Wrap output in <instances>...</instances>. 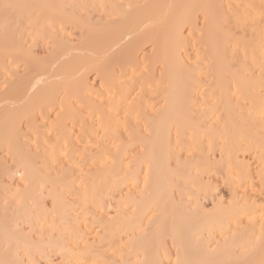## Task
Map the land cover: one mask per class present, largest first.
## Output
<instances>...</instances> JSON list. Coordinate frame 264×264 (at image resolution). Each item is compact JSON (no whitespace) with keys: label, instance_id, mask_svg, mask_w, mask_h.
Here are the masks:
<instances>
[{"label":"bare ground","instance_id":"6f19581e","mask_svg":"<svg viewBox=\"0 0 264 264\" xmlns=\"http://www.w3.org/2000/svg\"><path fill=\"white\" fill-rule=\"evenodd\" d=\"M243 10L249 15L239 18ZM100 12L102 17L93 15ZM199 17L201 23L197 22ZM245 21V26L257 36L255 49L248 54L251 59L249 65H257V77L251 76L253 70L250 68V72V66L246 63L243 67L247 75H239L225 45L232 38L226 26L236 22L243 25ZM66 26L79 30L78 45H71L65 40L64 35L69 29ZM184 29L196 37V46L190 48L195 47V51H200L193 53V59H199L201 65L207 63L206 71L210 73L207 78L215 80V86H212L214 92L212 89L208 92L210 87L203 90L206 78H203L204 81L201 79L203 67L194 60L196 65L192 66L190 58L187 61L192 39L185 36ZM56 30L63 35L57 36ZM30 35L35 37L30 38L33 40L31 43ZM41 36L52 42H46L48 47H52L47 51V58L43 59L33 52V42H40ZM146 44L152 46V50L149 54L147 52L148 55L139 56ZM17 64H23L26 73L19 75ZM91 72H96L100 79L101 95L105 89L106 93L103 94L106 95L102 98L105 97L106 102L102 104L94 101L98 100L93 99L96 98V91L88 85L87 74ZM139 72L142 75L139 74L137 80L133 81L132 77ZM4 74L9 76L4 79ZM0 77V80L4 79L5 86L0 93V264H38V257L39 260L49 258L45 254L49 250L61 254V264L85 261L93 264L98 257L103 259L101 264H120L115 259L117 256L114 257L115 253L113 257L109 255L116 248L120 249L119 252L117 249V254L124 251L125 258L120 257L124 259H121L122 264L127 258H130V262L126 263L127 260L125 264H164L163 257L168 253L164 252L167 249L165 245L169 239L177 248L175 258L165 257H169L171 264H264L263 233L260 235L259 230H254L259 225L256 213L263 208L256 205L257 196L248 197L243 192L240 195L243 198H234V202L238 200L234 205L232 202L230 207L225 208L218 201L209 211L198 203V197L205 196L203 193L207 196L209 191L208 184L199 177L198 171L213 168L216 171L222 166L225 168V164L229 169L231 166L228 164L232 161V167L238 166L234 160L236 163V153L241 143L246 145L244 150L241 149L242 154L246 149L253 151L260 167L259 177H264V137L260 138L259 134L254 133L258 127H242L237 122L247 118L245 115H248L246 112L250 108H246L248 111L244 113L239 112L250 104L264 127V98L256 92L264 91V0H0ZM230 84L235 87L231 88ZM3 85L0 83L1 88ZM152 94L158 97V102L157 97L151 99L157 103L155 108V102L152 105L149 101ZM216 95L220 96V103L215 106ZM235 95L240 97H235L238 98L240 110L235 109L236 101L232 97ZM97 98L102 99L100 96ZM80 105L86 107L84 113L88 111L90 114L83 116L81 111L84 108L79 113ZM119 109L124 110L119 115L122 116V124L126 121V125H123L127 127L128 134L124 129L126 134L121 131V123L116 124L119 123ZM219 112L222 115L217 117H222L224 124L221 128L216 120V123L210 122L214 116L216 119ZM50 113H55L52 121ZM125 114L134 116L131 117L134 120ZM87 115L94 123L96 121L103 133L106 130L107 134L109 130L117 131L114 137L116 142H110L107 147L102 145L101 156L91 155L97 157L98 161L89 158L90 164L92 161L94 166L97 164L91 170L96 172L88 173L90 179L78 162L82 156L79 154L86 155L87 147L80 152L76 148V142H80L84 135L82 133L86 129L88 131L86 126L91 123L88 119L90 123L84 121L89 118ZM124 116L126 119H123ZM136 117L140 118V121H136L143 123V126L136 127L137 122L135 126L132 124ZM76 118H81L79 121L83 119L80 126L84 128L77 141L67 129L68 123L76 124ZM42 120H47V125L50 122V129H45L48 128L46 125L45 128H38L40 121L44 123ZM85 122L87 125L84 126ZM116 126L121 129L118 130ZM120 131L126 137L130 136L128 142ZM90 133L83 137L87 139V144L81 140L83 145L95 139L93 134L94 139L90 138ZM117 142L119 144L115 145ZM29 145L34 146V150ZM136 146L139 149L135 152ZM184 146L188 147L186 154H190L182 159L178 153ZM131 147H134V154H131ZM215 149L220 150L225 160L209 162L208 152ZM74 155L79 156L76 157L78 161ZM6 157L12 162L9 164L11 167L6 165ZM241 161L238 168L243 173L242 180L245 177L250 179L247 165ZM59 162L61 167L57 169L56 163ZM69 162L71 166L75 164L74 168L72 166L73 173V169H70L72 175L68 173L71 166L66 165ZM194 170L196 172L192 173ZM80 171H83L84 178ZM236 171L238 173V169ZM14 175L21 181L18 185L12 182ZM76 175L80 177L78 180ZM5 177L9 182L2 181ZM105 184L111 186L112 195L113 190L121 185L126 187L127 193L117 196V209L110 214L111 217L101 218L96 208L105 206L103 199L108 197L103 192ZM133 184L135 187L138 184L136 194L134 191L128 192ZM110 186H107L108 190ZM44 189L51 198L53 212L58 215L56 223L52 219L53 212L48 213L49 209H44L45 193L38 195ZM115 197L113 195L114 200ZM110 198L112 196H109L111 206ZM46 216L52 221L47 223ZM87 217H92L95 224L97 221L98 227V223H101L100 229L106 222L102 236L110 241L107 246L102 236L98 242L96 237L95 243L98 245L87 241L88 231H85V227L88 225L90 228L88 223L85 225L90 220ZM243 218L247 223L245 228H236ZM232 223H236L233 230ZM215 234L222 238L215 239ZM122 235L127 238L120 237ZM124 238L127 240H122L123 244H117ZM258 238L261 241L256 243ZM101 239L105 245L99 246ZM214 239L217 242L212 246ZM103 246L107 250H97ZM108 248L110 252L107 254ZM74 255L76 258L71 259ZM48 260L45 264L51 263ZM99 261L96 262L99 264Z\"/></svg>","mask_w":264,"mask_h":264},{"label":"rangeland","instance_id":"374dc122","mask_svg":"<svg viewBox=\"0 0 264 264\" xmlns=\"http://www.w3.org/2000/svg\"><path fill=\"white\" fill-rule=\"evenodd\" d=\"M101 13V12H100ZM98 14V13H96V14H93L94 16L95 15H100L101 17L103 16V14L101 15V14ZM92 15V16H93ZM249 15V13L248 12H246V11H244L243 10V14H241L240 16H239V18H246L247 16ZM198 23H201V17H199L198 18V21H197ZM246 22L247 21H245V23L242 25L241 23H238V22H236V23H232V24H228L227 26H226V30L230 33V36L232 37L231 39H228L227 41H226V43H225V45H226V49H227V52H228V54H229V56L232 58V65H233V67H234V69L235 70H237L238 71V73H239V75H241V76H246L247 74H246V71H245V69H244V67H243V65L246 63V64H248L249 65V62L251 61V59L250 58H248V54L250 53V52H252L254 49H255V46H256V42H257V36L255 35V33H253V31L252 30H250L248 27H246L245 26V24H246ZM259 25H261V24H259ZM263 25V24H262ZM69 28V29H67V28ZM66 27H64L65 28V30H66V35H64V36H66L67 37V39H66V37H65V40L66 41H68L71 45H78L79 44V42H80V37H79V30H75L74 28L72 29H70V27H68V26H66ZM62 30H64V29H62ZM58 31H59V29H58ZM60 31H61V29H60ZM184 31H185V36H187L188 38H189V40H191V42H189L190 43V45H189V48L191 47H193V46H196V44H197V40H196V37L195 36H193V34H190V33H188V31L186 30V29H184ZM52 32H54V31H52ZM64 32V31H63ZM56 35L58 36V35H61L62 33L60 32H57V30H56ZM58 33V34H57ZM30 34V33H29ZM29 34H28V36H29ZM33 34V33H32ZM31 34V35H32ZM30 35V36H31ZM63 35V34H62ZM27 36V37H28ZM80 36H81V34H80ZM192 36V37H191ZM197 36V35H196ZM42 37V36H41ZM40 37V38H41ZM191 37V38H190ZM35 39V37L33 36V38H32V36L31 37H29V39ZM39 38V37H38ZM46 38V37H45ZM43 39V37L41 38V41L40 42H38L37 40H36V42H38V43H36L35 42V40H34V42L37 44V46H36V44L33 42V45H34V49L33 48H30L31 50L33 49V52H35V55L36 56H39L40 58H45L46 57V55H49V51L48 50H50L49 49V47L51 46L52 47V45H50L49 47L47 46V44H46V42L49 44V43H52V42H49L48 41V39L49 38H47V39ZM57 38H59V37H57ZM60 38H62L61 36H60ZM64 38V37H63ZM31 39H30V43L33 41H31ZM44 40V41H43ZM43 41V42H42ZM45 42V43H44ZM67 42V43H68ZM32 45V46H33ZM31 47V46H30ZM46 47H48V49L46 48ZM50 47V48H51ZM151 47V48H150ZM236 47V48H235ZM144 48V49H143ZM142 49L143 50H141L140 52H139V56L141 55L142 56V54H147V52H148V54L150 53V50H152V46H150L149 44L147 45L146 44V46H144ZM190 48V53L188 54V56L190 55V57H188L187 56V61L189 62L190 60H191V62H189L192 66L194 65H196V64H198L199 63V65L201 66V68L203 67V71L205 72V73H203L202 72V70H201V73L203 74L202 76H201V79L203 80V78H205V76H206V78H205V84H207V85H205L204 84V87H203V90H208L209 88H207V87H210V89L208 90V92H211V89H212V91L214 92V86H215V80L214 79H212V78H207V76H209L210 75V73H207L208 71H206V64L207 63H202V65H201V61L199 60V59H193V53H195L196 54V52L198 53V51H200V50H197V51H195L196 49H191ZM234 50H236V51H234ZM48 51V52H47ZM195 51V52H194ZM230 52V53H229ZM48 53V54H47ZM192 53V54H191ZM147 54V55H148ZM34 55V54H33ZM38 57V58H39ZM39 58V59H40ZM47 58V57H46ZM189 58H190V60H189ZM199 58V57H198ZM193 60H194V62L196 63V64H194V62H193ZM196 60V61H195ZM200 62H199V61ZM193 63V64H192ZM253 63V62H252ZM189 64V65H190ZM203 64H205V66H203ZM144 65V64H143ZM142 65V66H143ZM22 66V67H21ZM145 66V65H144ZM198 66V65H197ZM250 67H249V70H250V68L253 70V72L250 70V72H252V73H250L251 74V76H255V77H257L258 76V74H259V71H258V69H257V65L255 66V65H252L251 66V64L249 65ZM17 67L18 68H16L18 71H17V73L19 74V75H22V74H24V73H26L23 69V64H17ZM205 67V68H204ZM11 69H14L13 67L11 68ZM115 69H116V67H115ZM117 70V69H116ZM142 70L143 69H141V71L140 70H138V71H140V72H142ZM15 71V70H14ZM92 71V70H91ZM118 71V70H117ZM138 71H136V72H138ZM140 72L137 74L136 73V75H135V77H132V76H134V75H132L131 77L133 78V81H135V80H137V78H138V75L140 74ZM143 72H144V70H143ZM142 72V73H143ZM1 73H3V72H1ZM95 73V74H94ZM118 75H120V73H117ZM135 74V73H134ZM209 74V75H208ZM249 74V75H250ZM5 75V74H4ZM7 75L9 76V74H6L5 76L6 77H4V79L5 78H7ZM97 74H96V72H91L90 74L88 73L87 74V81H88V83H90V84H88L89 86H91L92 88V90H94V91H96L95 92V94H96V96H95V94L93 93V91H92V93L94 94V96L96 97V98H93V99H98V100H94V101H96L98 104L100 103V104H102V103H104V102H106V100L104 101V99H105V97H103L102 98V96H105L104 94H103V92H105V89H103L101 92H102V95L100 94V90H101V87H100V85H102V84H100L101 82H100V79H99V77H97L96 76ZM140 75H142V74H140ZM2 78H3V76H1ZM0 77V79H2ZM131 77H129L130 79H131ZM137 77V78H136ZM134 78H136V79H134ZM3 79V80H4ZM209 79V80H208ZM3 80H0V83H1V86L3 85ZM132 80V79H131ZM133 81H132V83H133ZM204 81V80H203ZM213 86V87H212ZM4 85H3V87L1 88L0 87V93H2L3 91H4ZM230 87L232 88V87H235L234 85H231L230 84ZM205 88V89H204ZM3 90V91H2ZM2 91V92H1ZM99 91V92H98ZM257 93H258V95L260 96V97H262V98H264V91L263 90H260V91H256ZM106 93V92H105ZM93 96V97H94ZM101 97L102 99L100 100V98H97V97ZM153 96V97H152ZM152 96H150L149 97V101H150V104H152L153 105V103H154V107L153 106H150V108H155L156 106H155V104L157 105V103H156V101L158 100V97H157V95H154V94H152ZM236 96H238L239 97V95H235V96H232L233 97V99L236 101V103H235V101H234V103H235V105L234 106H237L238 105V98H235ZM155 97V99H156V97H157V99H156V101H155V99L152 101L151 99L152 98H154ZM215 98H217L216 100L217 101H215V102H213V103H215V106H216V103L218 104V103H220L219 102V99H220V96L218 95H216L215 96ZM240 98V97H239ZM237 99V100H236ZM102 102V103H101ZM158 102V101H157ZM233 103V104H234ZM78 104V103H77ZM77 104L75 105V108H76V106H77ZM82 104V103H81ZM79 105V104H78ZM81 106H83V105H80L79 107H80V110H79V108H78V111H79V113H80V111H81V109H85L86 107L84 106L83 108L81 107ZM246 106V105H245ZM122 107V106H121ZM120 107V108H121ZM246 108L247 109H249L250 108V110H251V112H249L248 110H246ZM83 109V110H84ZM124 110H125V108H123ZM215 109H217L216 107H215ZM235 109H237V110H240L239 109V107L237 106V107H235ZM82 110V111H83ZM120 110V109H119ZM124 110H120V112H118V115L117 116H119V117H117V119L119 118V120H118V122L119 123H117L116 122V124H122V122H121V118H122V116L120 117V115H122V114H120L122 111H124ZM245 110V111H244ZM242 112H239V111H237L236 113L238 114V112L239 113H244V112H246V111H248V113L246 112V114H248V115H245V116H247V118L245 117L244 119L243 118H241L240 120H237V122H238V124L240 125V126H242V127H246V126H251L252 128H256V127H258V129L256 130V132H254L255 134L257 133V134H259L260 136H258V137H264V127H262V124H263V122L261 121V120H259V119H257V117L255 116V114H254V112H253V110H252V107L250 106V104H248V106H246L245 107V109H244ZM77 111V112H78ZM81 111V114H83L85 111H86V109L82 112ZM218 111H220V110H218ZM217 110H216V112H218ZM221 112V111H220ZM213 113V114H215L216 115V119H215V116L214 115H212V116H210V118H212L213 116V118H212V121H210L211 123H216V121H217V124L218 123H220V124H218L217 126L218 127H223V120H222V117L221 118H219L222 114V112L221 113ZM87 113L88 114H90L88 111H87ZM87 113H84V115L83 116H85ZM117 113V112H116ZM124 113V112H123ZM51 114V119H50V121H52L53 120V114H55V113H50ZM120 114V115H119ZM76 115H77V113H76ZM124 115V114H123ZM80 116H82V115H79V117ZM125 116H128V115H126L125 114ZM125 116L123 117V119L125 118ZM217 116H219V117H217ZM87 117H89V118H86V119H84V121L86 120L87 121V124L88 123H90L88 126H90V127H88V126H86V128H88V131H87V129L85 130V132L87 133V135H88V132L90 131V132H92V133H90L89 135H91V134H93V135H91L92 137H90L92 140H93V142H91L92 143V145L94 146H92V145H90V144H88V145H83V143L85 142V140L87 141V139H83V137H84V135H86V133L84 132V128H82L81 126H80V122L81 121H83V119L81 120V121H79V119H81V118H76V124H74V125H71L70 123H68V126H67V129L69 130V132L71 131V133L69 134L72 138H74V136L76 137V141L77 140H79L78 139V137L77 136H79L80 134H81V132H84V133H82V135H83V137H82V139H83V141L84 142H82L81 140L82 139H80V142L79 141H77L76 143L78 144H76V148H77V151H82V149L86 146L87 147V153L86 152H84L83 151V153H86V155L85 154H79V156L80 155H82V156H78V155H74V158H76V157H79V158H81L79 161H78V158H76V161H78L79 162V165L81 166L82 165V168H81V170H83L84 172H86L85 173V175L87 176V174L90 172V173H94V172H96V171H91V170H94V167H96L97 166V164H96V166H94L93 164H92V162H91V164H90V159L92 158H96L97 159V157H91V155H96V156H101V154L102 153H99L100 152V149H102L103 148V146L104 145H106V147H107V145H110V142H112L113 143V141H115V139L116 138H114V137H116V135H117V131L115 132H111V130H109L110 131V133L109 134H107V132L106 131H104V133H106V134H104L103 132H102V128L100 129V126L99 125H96L97 123H96V121H95V123L92 121V120H90V115H87ZM129 117V116H128ZM132 117V116H131ZM131 117H129V118H131ZM134 117V116H133ZM132 117V118H133ZM131 118V119H132ZM135 118V117H134ZM137 118V117H136ZM41 118H39V120H40ZM47 119V118H46ZM90 121H88V120ZM91 119H93V118H91ZM122 119V120H123ZM126 119V118H125ZM128 119V118H127ZM130 119V120H131ZM140 118H137V119H135V122H133L132 124L135 126V123L137 122V121H140L139 120ZM219 119H221V120H219ZM237 119H239V117L237 118ZM132 120H134V119H132ZM132 120L130 121V122H132ZM137 120V121H136ZM214 120H216V121H214ZM43 122H44V120H42ZM218 121H222V122H218ZM37 122H39V121H37ZM46 123H48V121L46 120L45 121ZM41 123V121L37 124L38 125V128H40L41 126H42V128H45L44 126L46 125V126H48L49 124H50V122H49V124L47 125L46 123ZM84 123V122H83ZM126 123V121H124V123L123 124H125ZM137 123H139V122H137ZM86 124V122H85V124H84V126L85 125H87ZM122 124V125H123ZM142 124V126H143V123H141ZM140 123L139 124H136V127H137V125H141ZM210 124V123H209ZM24 125V124H23ZM40 125V126H39ZM81 125H82V123H81ZM121 125V126H122ZM126 125V124H125ZM125 125H123L122 126V129H121V127H120V129H121V131L124 129V130H126V133L128 134V131H127V127H125ZM132 125V126H133ZM244 125V126H243ZM99 126V127H98ZM142 126H141V128H142ZM261 126V127H260ZM72 127V128H71ZM115 127V126H114ZM118 127H119V125H118ZM118 127L116 126V128L118 129ZM124 127V128H123ZM260 127V128H259ZM91 128V129H90ZM126 128V129H125ZM133 128H135V127H133ZM144 128V127H143ZM23 129H24V127H23ZM45 129H50V127L48 126V128L46 127ZM44 129V130H45ZM115 129V128H114ZM113 129V130H114ZM120 129H118V130H120ZM145 129V128H144ZM92 130V131H91ZM124 130H123V133L124 134H126L125 132H124ZM24 131V130H23ZM50 131V130H49ZM79 131V132H78ZM121 131L119 132L121 135H123V136H121V137H123V139H125V138H127L126 139V142H128L127 140L129 139L130 140V136L128 135V137H126L123 133H121ZM143 131V130H142ZM144 132V131H143ZM115 133V134H114ZM49 135L51 134V132H49L48 133ZM112 134H114V135H112ZM144 134V133H143ZM52 135V134H51ZM82 135H80V137L82 136ZM86 135V136H87ZM97 136V137H96ZM104 136V137H103ZM94 137V138H93ZM119 137H120V135H119ZM120 137V138H121ZM51 138V137H50ZM85 138V137H84ZM88 138V137H87ZM90 138H89V141H92V140H90ZM52 139V138H51ZM112 139V140H111ZM52 140H54V139H52ZM109 140V141H108ZM118 140H119V138H118ZM117 140V141H118ZM101 141V142H100ZM109 142V143H108ZM116 142V141H115ZM124 142H125V140H124ZM189 142V141H188ZM86 143V142H85ZM98 144V145H96V144ZM111 143V144H112ZM31 144V143H30ZM80 144V145H79ZM81 144H82V146H81ZM87 144V143H86ZM115 145H118L119 143L117 142V144L116 143H114ZM113 144V145H114ZM190 144V143H189ZM32 145H34L33 143H32ZM32 145H29L30 147L32 146ZM90 145V146H89ZM103 145V146H102ZM188 145V144H187ZM93 148H92V147ZM102 146V147H101ZM244 146H246V145H244V143L242 144L241 143V146L240 147H238V150H240L239 152H238V150H237V159H236V163H235V160H234V164H238V166H236V165H234L233 167H232V163H233V161L231 162V164L229 165L228 164V166L230 167L231 166V168H229L228 169V167L226 166L227 164H225V162H222V164L224 165L225 164V168H217V170L218 169H221V172H220V170H219V172L217 171H215V168H213L214 170H212V169H210V170H203V171H201L200 169H198V170H200V171H198L199 172V177L205 182V184L207 183L208 185H207V190L209 189V191H208V194H209V196H208V194H207V196H206V193H203L205 196H203V195H200L199 197H198V199H199V202L198 203H200L204 208H205V210L206 211H209V210H212L215 206H216V203L218 202V201H220L219 202V204L221 203V206H223V207H225V208H227V207H230V205H232V202H234V198L236 197V199L237 198H243V196H240L241 194H244L243 192H245L246 193V195L249 197V196H257V198H256V205L258 206V208H260V207H263V208H260L259 209V213L257 214L256 213V219L258 220L257 222L259 223V227H260V229H259V227L257 226V228L255 227L254 228V230L256 231H258L259 230V234L261 233H263L262 235H261V237H264L263 235H264V177L263 178H260L259 177V164H257V161H256V157H255V155H253L252 154V150H248V149H246L245 151L246 152H244L243 154H242V152H243V150H244ZM101 147V148H100ZM105 147V148H106ZM114 146H112V148H113ZM184 147H186V146H184ZM182 148L181 150H180V152L178 153V156L179 157H181L182 159H184L185 157H186V155H189V154H186V152H187V150L186 149H188V147H186V148ZM32 148V147H31ZM30 148V149H31ZM33 148H34V146H33ZM32 148V149H33ZM89 148H90V150H89ZM109 148H110V146H109ZM108 148V149H109ZM133 148V149H132ZM136 149H135V152H136V150H137V146L135 147ZM246 148V147H245ZM104 149V148H103ZM103 149L101 150V152L103 151ZM111 149V148H110ZM139 149V148H138ZM241 149H243V150H241ZM34 150V149H33ZM88 150L89 151H91L90 153L88 152ZM131 150L133 151V153H131V154H134L135 152H134V147H131ZM76 151V152H77ZM95 151H96V153H95ZM131 151V152H132ZM139 152H140V150H138ZM137 151V152H138ZM220 150H218V149H215V150H212V151H209L208 153V159H209V162L210 163H216V162H220V161H223V159L225 160V158H223L222 156H224V155H222L221 154V152H219ZM33 152V151H32ZM93 152V153H92ZM97 152L99 153V154H97ZM36 153V152H35ZM82 153V152H81ZM193 153V152H192ZM2 155V154H1ZM91 157V158H90ZM222 157V158H221ZM90 158V159H89ZM99 158V157H98ZM6 159V160H5ZM4 160L6 161L5 163H6V165H8V167L10 166L11 167V165H9V164H11L12 162H10L9 160H10V158H8L7 159V157L5 158ZM94 160V162L95 161H98V159L97 160ZM219 159H221V160H219ZM62 160V159H61ZM88 160H90V161H88ZM237 160L239 161V163L237 162ZM241 160H243V162L241 161ZM65 161V160H64ZM67 161V160H66ZM75 161V160H74ZM214 161V162H213ZM240 161L242 162V163H246V165H247V170L249 171L248 173H249V175L250 176H248V177H250V179H246V177L242 180V178H243V176H241V175H243V173H240V171H239V168L238 167H240L239 166V164H240ZM9 162V163H8ZM78 162H76V163H78ZM8 163V164H7ZM66 163H68V161L66 162ZM72 163H74V162H72ZM58 164H60V162L59 163H56V165H57V169L59 168L58 166H60V165H58ZM5 165V166H6ZM66 165H70L71 166V164H70V162H69V164H66ZM77 165V164H76ZM73 166V165H72ZM72 166L68 169L69 171H68V173L70 172V171H72V170H70L71 168H72ZM74 166H75V164H74ZM74 166H73V168H74ZM91 166H93V167H91ZM235 166H236V168H235ZM14 167V166H13ZM61 167V166H60ZM69 167V166H68ZM79 166H77L76 168H78ZM56 168V167H55ZM67 168V167H66ZM72 168V169H73ZM79 169V168H78ZM223 169V170H222ZM230 171V170H232L231 172H228V170ZM235 169V170H234ZM238 169V173H237V170ZM95 170H98V169H95ZM76 171H77V169H76ZM83 171H80V173H82V174H80L81 175V177H83L84 178V176H82L83 175ZM74 172V169H73V171H72V173ZM196 171L194 170V172H192V173H195ZM198 172H197V174H198ZM71 173V172H70ZM69 173V174H70ZM72 173H71V175H72ZM77 173V172H76ZM201 173V174H200ZM68 174V175H69ZM78 174V173H77ZM197 174H196V176H197ZM75 175V174H74ZM194 175V174H193ZM16 176V177H15ZM70 176V175H69ZM85 176V177H86ZM91 175L90 174H88V177H89V179L91 178L90 177ZM4 177V176H3ZM72 177H74V176H71V178ZM88 177H86L87 179H88ZM233 177V178H232ZM247 177V178H248ZM7 177H5L2 181L3 182H5V183H7V182H9V181H7L8 180V178L6 179ZM75 178V177H74ZM76 178H77V175H76ZM80 177H78L77 178V180L79 179ZM17 179V180H16ZM69 179V178H68ZM88 179V180H89ZM5 180V181H4ZM13 181V184H15V185H18L19 183H21V181H20V179H19V177L17 176V175H14V177H13V179H12ZM233 180H235V182L233 181ZM241 180V181H240ZM250 180V181H249ZM262 180V181H261ZM72 181V180H71ZM249 181V182H248ZM88 182V181H87ZM245 183V184H244ZM247 183V184H246ZM86 184H88V183H86ZM234 184V185H233ZM106 185V184H105ZM107 186H110V185H106V187H105V189H107ZM136 185L135 184H133V188H131L130 187V191L128 190V192H130V193H133V191H134V193L136 192V191H138L137 190V188H138V184H137V187H135ZM211 186V187H210ZM245 186V187H244ZM77 187V186H76ZM124 185H121L120 187H117L118 189H116V190H113L114 192V197L116 196H118V197H120L121 195H123V194H125V193H127L126 192V187H124ZM213 187V188H212ZM86 188V190L88 189L86 186L84 187V189ZM105 189H104V191L103 192H105V193H107L106 195L108 196L107 198H106V200L105 199H103L104 201H103V203L105 202V206H104V208H103V206H102V209H99V208H96L95 210L98 212H96L97 214H100L99 216L102 218V217H105V218H108V217H111V215L110 214H113V212H115L116 210L115 209H117L116 207H115V201H116V199H119L118 197L116 198L115 197V200L113 199V195L111 194L112 193V191L110 192V189H111V186L109 187V190L107 189V192L105 191ZM234 189V190H233ZM46 189H44V191L42 190L40 193H38V195H41V194H43V193H45L46 191H45ZM86 190H83V192H85ZM112 190V189H111ZM236 190V191H235ZM132 191V192H131ZM2 192V191H1ZM39 192V191H38ZM43 192V193H42ZM207 192V191H206ZM232 192V193H231ZM242 192V193H241ZM252 192V193H251ZM111 194V195H108V194ZM136 194V193H135ZM202 194V193H201ZM2 195H3V193H2ZM46 193H45V195H43L44 196V202H43V204H44V209H45V211H46V209L48 210V213H51V212H49V211H52L53 212V208H52V201H51V198H49V196L48 197H46ZM106 195L104 196V197H106ZM211 195V196H210ZM239 195V196H238ZM0 196H1V193H0ZM109 196H112V198H110V200H111V206H110V202H109ZM69 197H71V196H69ZM201 197V198H200ZM202 197H204V199L202 198ZM207 197V198H206ZM240 198V199H241ZM69 199V198H68ZM113 199V200H112ZM220 199V200H219ZM108 200V201H107ZM107 201V202H106ZM238 200H236V202H237ZM263 201V202H262ZM236 202H234L233 203V205L236 203ZM103 203H102V205H103ZM230 203V204H229ZM218 204V205H219ZM113 206V207H112ZM117 206V205H116ZM50 207L52 208V210H50ZM76 210L78 211V208H77V206H76ZM102 212H101V211ZM115 210V211H114ZM93 211H94V209H93ZM79 213H81V211L79 210L78 211ZM95 212V211H94ZM94 212H93V215H94ZM77 213V212H76ZM79 213H77V215L76 216H78L79 217ZM52 214H54V218H52ZM51 215H50V218H52V219H54V222L56 223L57 222V220H56V218L58 217V215L56 216L55 214L56 213H52ZM107 215H109V216H107ZM56 216V217H55ZM97 216V215H96ZM258 216V217H257ZM90 217V216H89ZM50 218H48L47 219V216H46V219L48 220H46L47 221V223L50 221H52V220H50ZM81 218V217H80ZM92 218V217H91ZM91 218H88L87 217V220L88 219H90L91 220V224H90V220L89 221H87L86 223H85V225H87V223L89 224V227L90 228H88V225H87V227H85V228H87V230L85 229V231H88V232H86V237L89 239H87V241H89V243H94V244H96V245H98L97 243H95V241H96V237H97V241L96 242H98V239H100L101 238V236H102V229H104V227H105V225H107L106 224V222H105V225H104V227H102L101 229H100V226H101V223L99 224L98 223V225H99V227L97 226V221H96V224L94 223L95 221L94 220H92ZM105 218H103L102 220H104ZM58 219V218H57ZM244 219V218H243ZM56 220V221H55ZM94 221V222H93ZM100 222H101V219L99 220ZM98 221V222H99ZM104 222H102L103 224H104ZM256 222V223H257ZM261 222V223H260ZM257 223V224H258ZM53 224V223H52ZM233 224V223H232ZM236 224V223H235ZM235 224H233V228H231V230H233V229H235ZM239 224H241V225H239L238 226V224L236 225L237 227L236 228H245V224H247L246 223V221H245V219L244 220H240V222H239ZM261 224V225H260ZM49 225H51V224H49ZM91 225V226H90ZM95 225V226H94ZM52 226V225H51ZM23 227H26V226H23ZM230 227H232L231 226V224H230ZM263 227V228H262ZM98 228V229H97ZM96 229V230H95ZM236 230H238V229H236ZM240 230V229H239ZM98 231V232H97ZM256 231V232H257ZM93 232V233H92ZM53 233H55V231L53 232ZM103 233H104V231H103ZM105 233H106V231H105ZM100 234V235H99ZM35 235V234H34ZM88 235H89V237H88ZM96 235V236H95ZM107 235V234H106ZM105 235V236H106ZM95 236V237H94ZM215 239H217V240H220L222 237L221 236H219V234H215ZM35 237V236H34ZM93 237V238H92ZM99 237V238H98ZM120 237H126L125 235H122V236H120ZM260 237V236H259ZM260 237V238H261ZM102 238H103V236H102ZM127 238V237H126ZM257 238V237H256ZM260 238H258V239H260ZM103 239H105V238H103ZM103 239H101V244H99V246H102V245H105V241L103 240ZM214 239V240H215ZM258 239H256V243L257 242H260L261 241V239L260 240H258ZM106 240V239H105ZM122 240H127V239H120V243H117V244H123V241ZM217 240H215V242L214 241H212V246H214V245H216V242H217ZM258 240V241H257ZM92 241H94V242H92ZM100 241V240H99ZM102 241H103V244H102ZM122 241V242H121ZM169 241V242H168ZM107 242H110L109 240H106V243ZM171 242H172V244H171ZM69 243H70V241H69ZM79 243V242H78ZM112 243V242H111ZM262 243H263V241H262ZM71 244V243H70ZM84 244V243H83ZM72 245V244H71ZM77 245V244H76ZM82 245V243L79 245V246H81ZM108 245V243L106 244V246ZM111 244H109V247H111L110 246ZM169 246V247H168ZM77 247V246H76ZM96 247H98V246H96ZM112 247H113V250H115L114 249V246L112 245ZM117 247H119V246H117ZM167 247V251L165 250L164 252H168L167 253V255L168 256H171L172 258L177 254L176 253V251H177V248H176V246H174V244H173V241L172 240H167V243H166V245H165V248ZM101 248H104V249H106L107 250V248L105 247V246H103V247H100V248H98L97 250H99L100 249V251L101 250H103V251H105L104 249H101ZM116 248V247H115ZM117 249L118 248H116V251H117ZM170 249H171V251H170ZM108 250H109V248H108ZM119 250L120 249H118V251L117 252H119ZM52 251H54V250H52ZM99 251V252H100ZM116 251H114L113 253H112V251L110 252V250L109 251H106V253L108 252H110L109 253V255L110 256H112L113 257V254L115 253V254H117V252ZM48 252H50V254H48ZM47 253L45 252V254H47L48 255V257L49 258H46V259H44L45 257H41L42 259H40L39 260V257H38V260H36L37 262H38V264H45V262H47V259H49L48 261H51V263L52 264H61L62 263V258L63 257H61V254L59 255L58 253H56L55 251V253L54 252H51V250H49ZM74 252L76 253V251L74 250ZM74 252H73V254H74ZM169 252H171V253H169ZM72 253V252H71ZM98 253V252H97ZM103 253H105V252H103ZM103 253H101L100 255H102ZM107 253V254H108ZM175 253V254H174ZM107 254H104L105 256L107 255ZM114 254V257L115 256H117L115 259H118V263H120V264H122V260L124 261V259H122V258H125V256H124V251H123V254H122V252H120V253H118L117 255H115ZM47 255H45V256H47ZM50 255V256H49ZM72 255V254H71ZM123 257H122V256ZM167 255H165L163 258H164V260L165 261H163L164 262V264H171V261L170 260H168V258L167 259H165V257H167ZM63 256V255H62ZM97 256H98V254H97ZM72 257L74 258H76V255H74V256H71V259H72ZM111 257V258H112ZM120 257H122L121 259H120ZM170 257V258H171ZM107 258H110V257H107ZM110 258V260H112ZM126 258H127V256H126ZM171 258V259H172ZM175 258V257H174ZM96 259V258H95ZM99 257L97 258V260H95L94 262H93V264H98L96 261H99ZM115 259H113V260H115ZM128 259H130V258H127V259H125L126 261L128 260ZM45 260V261H44ZM65 259H63V261H64ZM101 260V262L99 261V264H101L102 263V261H103V259H100ZM168 260V261H167ZM73 261V260H72ZM125 261V262H126ZM37 262H35V263H37ZM80 262H81V260H80ZM82 262H83V260H82ZM87 261H85V263L83 262V263H79V264H87L86 263ZM90 262V261H89ZM125 262H124V264H125ZM128 262H130L129 260L126 262V263H128ZM48 263V262H47ZM50 263V264H51ZM63 263H65V262H63ZM78 263H76L75 262V264H78ZM66 264H68V263H66ZM91 264V263H90Z\"/></svg>","mask_w":264,"mask_h":264}]
</instances>
